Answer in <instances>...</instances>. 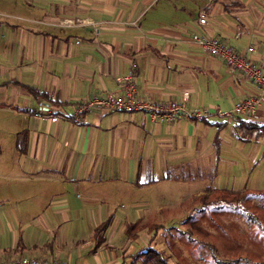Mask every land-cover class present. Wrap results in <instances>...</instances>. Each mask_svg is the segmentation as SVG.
I'll return each instance as SVG.
<instances>
[{"label": "crops", "instance_id": "crops-1", "mask_svg": "<svg viewBox=\"0 0 264 264\" xmlns=\"http://www.w3.org/2000/svg\"><path fill=\"white\" fill-rule=\"evenodd\" d=\"M22 7L24 24L0 22V261L155 264L135 257L152 249L181 264L168 237L178 248L191 233L186 224L206 216L207 190L264 193V128L247 125L264 126V106L249 120L218 114L255 86L192 41L199 32L240 53L252 47L249 57L264 68V0ZM133 64L136 97L208 115L166 123L147 111L92 109L79 122L35 115L71 117L92 96L122 95L117 79Z\"/></svg>", "mask_w": 264, "mask_h": 264}, {"label": "rangeland", "instance_id": "rangeland-1", "mask_svg": "<svg viewBox=\"0 0 264 264\" xmlns=\"http://www.w3.org/2000/svg\"><path fill=\"white\" fill-rule=\"evenodd\" d=\"M21 4L23 0H0V22L24 24L26 20L22 14H26V7ZM209 179L207 177V182ZM222 191L217 194L213 189L207 190L210 196H207L204 206L206 216L200 217L201 220L197 214L195 220L199 221L190 222L189 227L186 222L194 218L193 213L192 218L186 219L184 224H175H186L185 230L190 228L191 233L187 232L181 243L177 241V247L182 248L186 260L179 254L180 249L173 245L172 238L168 237L169 247L174 250L172 258L180 260L181 264H264V193H261V197H251V193L242 190V193ZM232 199L235 202L231 209L217 208L219 203L227 206L226 202ZM249 215L256 216L255 221Z\"/></svg>", "mask_w": 264, "mask_h": 264}, {"label": "built area", "instance_id": "built-area-1", "mask_svg": "<svg viewBox=\"0 0 264 264\" xmlns=\"http://www.w3.org/2000/svg\"><path fill=\"white\" fill-rule=\"evenodd\" d=\"M207 13L202 11L198 18V24L203 26L207 23ZM136 25V24H135ZM192 41L200 46L208 54L222 60L231 70L242 73L249 82L255 86V93L239 99L229 112L218 111L222 116H234L249 120L256 116L260 106H264V68L256 65L249 57L253 51L249 47L246 53L237 52L220 38L207 36L199 32L192 35ZM136 65L133 64L126 76L117 81L122 86L124 93L120 96L108 95L106 97L92 96L87 101L77 105L75 113L70 117L63 113H53L40 109L35 113L37 117L48 118L52 122L61 119L81 121L83 114L92 109H102L109 112H136L147 111L153 122H172L180 117L202 119L207 112L187 110L184 102L170 101L161 103L158 101L141 99L136 97L137 83L135 78ZM189 93L185 92V99ZM0 264H71L68 261L49 260L46 258L20 257L11 261H0Z\"/></svg>", "mask_w": 264, "mask_h": 264}, {"label": "trees", "instance_id": "trees-1", "mask_svg": "<svg viewBox=\"0 0 264 264\" xmlns=\"http://www.w3.org/2000/svg\"><path fill=\"white\" fill-rule=\"evenodd\" d=\"M202 119H204V118H202ZM241 123L247 124L248 122H241ZM247 125H248V127L254 128V129H261V127L264 128V126H259V125L253 126L252 123H249ZM250 195H251V197H261V193L249 194V196ZM234 202H235L234 199L228 200V202H226L227 206H223V205H221V203H219L217 208L222 209V207H228L231 209L232 207H234V205H233ZM249 217H251V219H253V221H255L254 217H256V216L249 215ZM141 256L142 257H145V256L152 257L155 264H170L168 257H166L161 251H158V250L145 249V250H142L141 252H139L137 255H135V257H137V258H139Z\"/></svg>", "mask_w": 264, "mask_h": 264}]
</instances>
